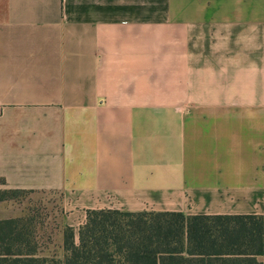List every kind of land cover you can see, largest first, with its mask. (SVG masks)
Instances as JSON below:
<instances>
[{"label":"crops","instance_id":"1","mask_svg":"<svg viewBox=\"0 0 264 264\" xmlns=\"http://www.w3.org/2000/svg\"><path fill=\"white\" fill-rule=\"evenodd\" d=\"M0 191L264 216V0H0Z\"/></svg>","mask_w":264,"mask_h":264},{"label":"trees","instance_id":"2","mask_svg":"<svg viewBox=\"0 0 264 264\" xmlns=\"http://www.w3.org/2000/svg\"><path fill=\"white\" fill-rule=\"evenodd\" d=\"M63 250L40 256L27 218L0 220V264H264V216L91 210Z\"/></svg>","mask_w":264,"mask_h":264},{"label":"rangeland","instance_id":"3","mask_svg":"<svg viewBox=\"0 0 264 264\" xmlns=\"http://www.w3.org/2000/svg\"><path fill=\"white\" fill-rule=\"evenodd\" d=\"M8 195L24 201L22 217L31 222L39 255L63 260V232L66 226L63 225L65 213L62 209V198L56 194L17 195L9 192ZM1 196L3 195L0 194Z\"/></svg>","mask_w":264,"mask_h":264}]
</instances>
